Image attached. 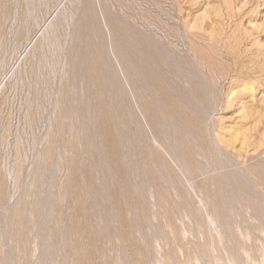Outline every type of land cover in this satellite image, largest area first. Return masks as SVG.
<instances>
[{"label": "rangeland", "instance_id": "1", "mask_svg": "<svg viewBox=\"0 0 264 264\" xmlns=\"http://www.w3.org/2000/svg\"><path fill=\"white\" fill-rule=\"evenodd\" d=\"M0 264H264V0H0Z\"/></svg>", "mask_w": 264, "mask_h": 264}, {"label": "bare ground", "instance_id": "2", "mask_svg": "<svg viewBox=\"0 0 264 264\" xmlns=\"http://www.w3.org/2000/svg\"><path fill=\"white\" fill-rule=\"evenodd\" d=\"M49 25V24H48ZM53 25V24H52ZM55 25V24H54ZM50 26V25H49ZM52 28V27H51ZM43 29H44V27H43ZM49 29V28H48ZM44 31V30H43ZM50 31V30H49ZM47 32V31H46ZM47 34V33H46ZM43 39V38H42ZM35 47V46H34ZM37 49V48H36ZM114 53H116V52H114ZM33 55V54H32ZM32 58V57H31ZM121 60V59H120ZM121 62V61H120Z\"/></svg>", "mask_w": 264, "mask_h": 264}]
</instances>
